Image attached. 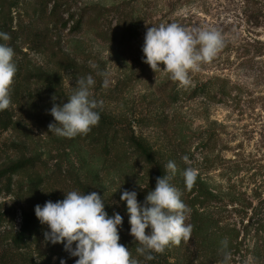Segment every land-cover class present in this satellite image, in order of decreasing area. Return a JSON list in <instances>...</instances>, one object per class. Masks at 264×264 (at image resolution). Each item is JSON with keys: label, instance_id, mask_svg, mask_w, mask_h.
I'll return each instance as SVG.
<instances>
[{"label": "rangeland", "instance_id": "obj_1", "mask_svg": "<svg viewBox=\"0 0 264 264\" xmlns=\"http://www.w3.org/2000/svg\"><path fill=\"white\" fill-rule=\"evenodd\" d=\"M136 19L137 34L124 37ZM170 22L216 29L225 39L211 62L189 73L188 86L143 62L147 28ZM0 32L10 35L0 43L14 49L17 66L7 109L12 123L0 128V168L19 159L34 162L0 182V264H75L78 257L63 243L45 242L50 229L41 222L24 244L13 241L24 213L69 191L104 198L105 211L123 217L119 243L139 264H153L136 253L120 197L136 191L143 205L155 189L157 168L166 171L169 161L177 166L170 182L191 209L186 223L193 230L161 263L221 264L220 241L227 238L229 264H264V256L253 253L264 218V0H0ZM99 72L107 74V88ZM88 75L96 81L93 98L102 101L97 111L110 124L99 121L71 139L48 132L55 122L52 97L67 103L76 79ZM210 79L226 80L231 94L214 102L192 93ZM130 136L151 148L153 163ZM187 167L199 173L191 191L183 177ZM198 187L214 197H197Z\"/></svg>", "mask_w": 264, "mask_h": 264}, {"label": "clouds", "instance_id": "obj_2", "mask_svg": "<svg viewBox=\"0 0 264 264\" xmlns=\"http://www.w3.org/2000/svg\"><path fill=\"white\" fill-rule=\"evenodd\" d=\"M0 39L9 41L11 37L0 32ZM224 46V36L216 29H188L175 22L162 23L147 28L143 62L154 73L165 72L172 81L188 86L189 73L199 71L202 63L211 62ZM14 56L12 47L0 43V111L11 105L10 88L17 72ZM98 75L105 76L102 86L107 88V74L99 72ZM95 83L92 75L76 79L75 91L62 105L55 103V95L52 97L50 115L55 122L48 125V132L71 139L87 135L98 125L97 109L102 108V101L93 98L91 89ZM182 159L188 162L187 156ZM166 171L168 174L157 178L155 189L148 191L143 205L136 191L125 190L120 197L121 201H126L130 235L139 245L136 253L149 261L156 258L154 254H163L170 246H179L192 238L193 226L186 223L191 209L182 201L181 191L170 182L177 172L176 164L169 161ZM198 175L193 167L183 172L188 191L194 187ZM35 215L50 229L44 232L45 242L63 243L71 256L78 257L75 264H139L132 252L119 243L123 217L119 213L110 217L105 211L104 198L97 192L69 191L63 200L36 205ZM148 228L151 234H146ZM220 245L221 264H229L232 254L228 250V239L221 240Z\"/></svg>", "mask_w": 264, "mask_h": 264}, {"label": "trees", "instance_id": "obj_3", "mask_svg": "<svg viewBox=\"0 0 264 264\" xmlns=\"http://www.w3.org/2000/svg\"><path fill=\"white\" fill-rule=\"evenodd\" d=\"M138 20H134L124 37H134V34H137L138 29ZM228 84V82L224 79L220 80H208L194 88L192 93H197V95H202L210 99L214 102H220V100H216V95H221L223 97H228L231 94V88ZM216 89V90H215ZM177 93V92H176ZM216 100V101H215ZM100 121L104 124H110V121L107 120V118L100 113ZM12 123V118L8 114V110L0 111V128L6 129L8 128ZM131 145L135 148V150L142 156L147 162L153 163L154 162V154L151 150V148L142 140L130 136L128 138ZM33 161L30 159H19L14 162H11L5 167L0 168V182L4 179H10L11 176L14 174H17L21 170L30 167L33 165ZM167 174V172L164 169H161L160 167L157 168V174L155 177V186H156V180L158 177H161L163 175ZM198 196L197 197H204V199L208 196L209 198L214 197V195L211 192H208L206 189L198 187ZM207 193V194H206ZM264 202V200L262 201ZM258 208V206H257ZM264 208V206L262 207ZM260 213V211H259ZM108 215L111 217L113 216L112 213H108ZM0 213V218H1ZM264 217V216H263ZM39 223L40 221L37 219L35 215V211L24 213L22 216V220L20 223L19 230L16 232L13 241L16 245L24 244L28 238L32 237L34 233H37L39 230ZM258 225L256 226L255 231V247H254V255L258 258L264 256V218L257 222ZM168 249V248H167ZM166 249V250H167ZM166 250L163 254H154L155 259L151 260L153 264H164L165 263V255ZM162 260H165L163 263H161Z\"/></svg>", "mask_w": 264, "mask_h": 264}]
</instances>
